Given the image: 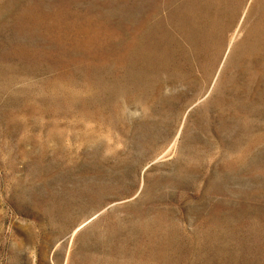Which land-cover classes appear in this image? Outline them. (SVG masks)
<instances>
[{
    "label": "rangeland",
    "instance_id": "rangeland-1",
    "mask_svg": "<svg viewBox=\"0 0 264 264\" xmlns=\"http://www.w3.org/2000/svg\"><path fill=\"white\" fill-rule=\"evenodd\" d=\"M0 264H264V0H0Z\"/></svg>",
    "mask_w": 264,
    "mask_h": 264
}]
</instances>
